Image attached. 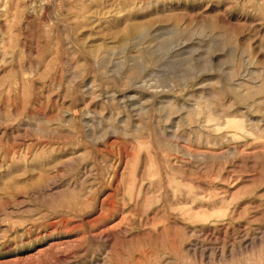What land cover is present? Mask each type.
<instances>
[{
    "label": "rangeland",
    "instance_id": "obj_1",
    "mask_svg": "<svg viewBox=\"0 0 264 264\" xmlns=\"http://www.w3.org/2000/svg\"><path fill=\"white\" fill-rule=\"evenodd\" d=\"M0 264H264V0H0Z\"/></svg>",
    "mask_w": 264,
    "mask_h": 264
}]
</instances>
